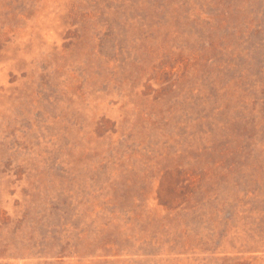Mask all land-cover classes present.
<instances>
[{
  "label": "rangeland",
  "instance_id": "1",
  "mask_svg": "<svg viewBox=\"0 0 264 264\" xmlns=\"http://www.w3.org/2000/svg\"><path fill=\"white\" fill-rule=\"evenodd\" d=\"M0 264H264V0H0Z\"/></svg>",
  "mask_w": 264,
  "mask_h": 264
}]
</instances>
